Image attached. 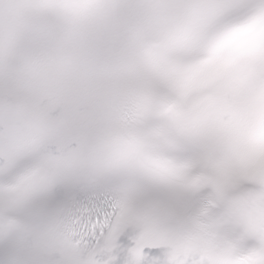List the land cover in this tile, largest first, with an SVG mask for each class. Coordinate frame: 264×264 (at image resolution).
I'll return each instance as SVG.
<instances>
[{
  "label": "snow or ice",
  "instance_id": "1",
  "mask_svg": "<svg viewBox=\"0 0 264 264\" xmlns=\"http://www.w3.org/2000/svg\"><path fill=\"white\" fill-rule=\"evenodd\" d=\"M0 264H264V0H0Z\"/></svg>",
  "mask_w": 264,
  "mask_h": 264
}]
</instances>
